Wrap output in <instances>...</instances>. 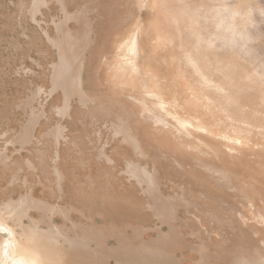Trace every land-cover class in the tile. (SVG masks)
I'll list each match as a JSON object with an SVG mask.
<instances>
[{
    "label": "bare ground",
    "instance_id": "bare-ground-1",
    "mask_svg": "<svg viewBox=\"0 0 264 264\" xmlns=\"http://www.w3.org/2000/svg\"><path fill=\"white\" fill-rule=\"evenodd\" d=\"M121 1L103 4L104 18L97 26L93 19L86 21V7L82 11L85 15L78 19L77 32L63 20L58 23L62 36L54 39V43L60 60L54 65L53 75L69 100L77 96L78 108L93 111L89 114L95 121L107 124L119 118L127 125V135L140 155L131 156L119 142L114 156L124 160L106 156V161L99 158L92 162L97 168L92 181L105 182L102 193L90 192L92 199L88 201L63 194L61 199H66V203L52 204L46 200L55 196L52 184L46 185L45 192L36 190L40 161V151L34 144L38 114L31 113L20 129L11 126L8 112L13 106L32 103L38 95L26 93L22 97L14 83V103L4 90L0 94V225L12 232V239L2 264H108L114 253L93 251L90 245L91 233L99 227L93 224L95 217L99 216L101 223L122 222L124 227H131L134 220L151 222L152 205L144 187L131 184L126 173L146 178L151 199L152 188L166 186L177 173L190 189L205 187L216 191L222 205L204 199L207 214L199 223L213 221L219 231V227L228 224L240 225L233 229V240L215 245L214 252L207 248L212 241L204 239L208 243L202 246L206 250L203 255L218 263L256 264L261 261L258 252L264 253V236H260L264 233V59L251 53L248 43L249 25L253 22L249 0H152L146 20L139 11L143 0L124 2L115 13V4L120 5ZM106 50L116 52L109 57ZM101 57H106L98 76L103 87L89 92L83 85L87 63H99ZM191 63L198 67L196 81L189 75L196 70ZM1 71L0 84L5 88L4 68ZM114 80L131 88L118 91L113 87ZM69 100L64 102L65 106L71 105ZM176 130L197 136L199 141L189 151L215 158L221 166L229 168L228 175L219 173L212 180L207 177L194 184L190 173L178 170L175 161L156 149L167 145ZM61 133L58 130L59 136ZM115 138V134L110 135L101 148ZM31 140V156L25 157L22 150L27 148L26 152H30L25 144ZM16 142L20 146H14L12 154H7V143ZM71 142L76 148L80 145L78 138ZM134 152L137 154L135 149ZM77 169L66 167L65 172H59L61 180L65 175L71 176L75 190L83 186L74 181ZM155 195L158 198L153 197L156 209L152 210V216H164L174 200H177L173 202L175 210L181 206V200L173 193ZM98 198L107 202L106 207L96 202ZM198 205L188 204L187 214L198 215ZM76 214L80 216L76 218ZM187 220L186 215H178L168 232L156 224L152 257L147 256L145 247L142 250L135 247V251L125 250L118 263H148L151 258L152 264H170V255L168 263L164 255L169 253L174 259L171 264H184L182 258H176L174 250H184L191 244L181 233L180 226L188 229ZM241 240H247L248 246ZM2 244L0 234V253ZM138 251L142 254L138 255Z\"/></svg>",
    "mask_w": 264,
    "mask_h": 264
},
{
    "label": "rangeland",
    "instance_id": "rangeland-1",
    "mask_svg": "<svg viewBox=\"0 0 264 264\" xmlns=\"http://www.w3.org/2000/svg\"><path fill=\"white\" fill-rule=\"evenodd\" d=\"M45 1L46 3H44L43 0H0V80L2 76V68H4L6 80L5 88L0 84V94L5 90L7 97H9V99L14 102V93L16 90L14 88V83H17V86L19 88H17L16 91L19 94H22V97H24L26 93H29L31 95H38L32 103L13 106L10 110H8L11 126L20 127L21 124L27 122L31 113H36L38 114V117H41L39 123L36 124V127H38V135L42 134L43 138L46 141L52 139V136L49 133H51L53 128L62 121L69 126L68 131H66V135L70 136V139L72 140H75L76 138L81 136L82 139L80 140V137L78 139L85 142L87 146H89L88 151L93 154L92 156H95L97 154L98 147L101 146V143L106 141L113 133L115 134V137L120 138V145L127 148L131 156L138 158L140 153L137 152V147L133 143L132 139L127 135V125L123 124L119 118H113L112 120H110V122L108 121L107 124H102L98 121H95V119L90 117L89 108L78 109L76 99L77 96H73L69 100L68 95H66L64 90H62V88L57 85V80L54 79V75L52 74V71L53 73L55 72L54 65L60 60L58 52L59 49H57L58 46L54 43V39L62 36V32L58 31V23L63 20L65 21L66 26L69 29H72L70 25L71 22L74 21L76 31L74 29L72 30L77 32V30L80 28L78 19L81 18L80 15H85L84 13H82V11H84L83 8L86 7L88 10L87 18L85 17L87 19L86 21L90 22L93 19L95 25L97 26L98 21L103 20L104 18L101 16L102 11L104 10L103 4L111 3L115 0ZM129 1L132 0H122L120 2V5L115 4V13L119 10L124 2ZM137 1L139 0H133V2ZM230 1L232 2L233 0ZM150 2H152V0H143L141 3V9L139 11L142 15V19L144 20L149 17L148 9L150 6ZM247 4L250 5L253 12V22L249 25L251 38L248 42L252 47L251 53H254L259 58L264 59V0H249ZM59 18L61 19L59 20ZM54 21H59L58 23H56V26ZM56 27L58 31L57 37L53 38L56 35ZM118 35L119 34L117 33L114 34L115 37H117ZM114 52L116 51L106 50V54H108L109 57H111V54H113ZM98 60L99 63H97V61L94 64H90V62L87 63V71L84 74L83 85L85 83V89H88L89 92H91L94 88L101 89L103 87V84L101 83V80L98 76L101 74L103 63L106 60V57H101ZM190 65L196 70L191 72L189 75L194 81H196L199 79V73L197 71L198 67L196 68L195 64L193 63H191ZM89 76L90 78L94 76V79H90ZM113 82V87L118 91L128 90L129 88H131V86L128 84L123 85L122 82L116 80H114ZM37 85L38 87H34ZM67 100L70 101V106H65L64 102H66ZM60 101L63 103L61 105V109L57 110L56 113H53L51 111L52 105L57 106L61 103ZM37 107L45 112L38 113ZM70 111H72V114H70ZM61 117L66 118L61 119ZM75 117H78L80 121L75 119L72 120V118ZM196 141H199V138L197 136H192L191 133L188 134L184 131L176 130L174 138L169 140V143L167 145L157 146L156 149L160 154L167 155L170 159L175 161L177 168H179L178 170H184L190 173L194 184L202 181L207 177H210L212 180V178L217 177V174L219 173H222L226 177L229 173L228 167L221 166L215 158L210 157L211 159H208L200 153H197L195 151L190 152L191 150L189 151V148L196 144ZM113 143L114 142L108 144L106 147L109 153L112 149V146L114 145ZM29 144H32V140L25 145L28 146ZM7 145V154H12L10 153V149L16 145L20 146V143H7ZM104 148L105 147H103L102 150ZM133 148L135 149L137 154L134 152ZM26 150L27 148L22 150V155H24V151ZM129 159L130 158L126 159V161H129ZM142 170L144 172V169ZM178 174L179 173L176 174L177 177L169 178V182L168 184H166V186L162 185L158 188H152L151 199V188L150 184L147 183L146 178L139 177L138 175L133 173H126V178L131 184H141L142 187H144V191L149 198V203L152 205L150 210L151 222L144 223L134 220L132 223L135 224H131V227H124L122 226V222H120L121 224L116 222L101 223L102 219L97 216L95 217V223L93 224H97L99 226L97 227L98 231L93 230L94 232L91 233L90 236V245L92 250H98L101 252L106 251L108 255H113L112 253H114L115 257L118 254L120 255H118L115 259L114 255L113 257L110 256L108 264H119L118 261H120L121 259L118 257H123V254L125 255L126 253H124L125 250H134L135 247L137 250H140L139 248H141L142 250V247H145L150 254L148 252L145 253H148L147 256H149L152 254V244L155 240L154 236H157V232L153 229V227L158 224V226H160L163 231L168 232L171 230L173 226L172 224L176 221L178 215H186V218L189 219V221L187 220L189 223L188 229H185L184 226H180L181 232L186 237L188 242H190L191 245L196 248H192L190 246V248H185L184 250H182L181 248L175 249L174 253L176 258H182L184 260V264H224V261H219L218 263L213 262V260H209V258H206L203 255L206 250L202 246L206 245L205 243H208L205 240H211L212 243L210 244V247L207 248L208 250L214 252L215 245H220L219 243L233 240L231 239V235L236 230V227H239L237 225L240 224H228L227 227L226 225L223 226V228L219 227L221 229L219 231V229L217 230V227L214 226L213 221L211 222V224L199 223L202 221L203 215L205 216L207 214V209H204L203 207V205H205L204 199L209 198L214 203H217L218 206L222 205V203L220 202L221 198H219V195L216 191H209V189L205 187L190 189L184 182L185 179L181 178V176H178ZM41 190L42 187H38V193H41ZM156 193H159L160 195H163V193L166 195L168 193L175 194L181 200V206H179L178 209L175 210L173 202L177 200H174L173 202L170 201V213L169 210H167L164 216L156 214L152 216V210L156 209L154 198H158L155 195ZM191 202H196L200 205L197 206L198 215L191 216L187 214L186 207ZM58 203L63 204L64 202ZM40 204L47 203L40 202ZM212 214L214 215L215 213ZM79 216V214L75 215L76 218H78ZM238 217H241V215H238ZM61 220L62 218L58 217V221ZM257 225L261 226V224ZM242 226L245 227V225ZM226 232H229L230 234H225ZM220 233L224 235H221ZM130 235L133 237L131 238ZM260 236H264V233L262 232V235ZM238 239L240 240V237H238ZM128 243H130V245ZM240 243L248 246L247 240H241ZM104 244L107 245L104 246ZM127 246L128 249H125L127 248ZM110 250H112L113 252ZM139 254H142V252L138 253V255ZM164 255H166L165 263H168L169 260L171 261V263L174 261V259H172L173 257H171V254L164 253ZM257 255L259 259H261V261H257L256 264H264V253L260 251ZM150 257H152V255ZM148 261V263L142 261L140 264H152L151 258Z\"/></svg>",
    "mask_w": 264,
    "mask_h": 264
},
{
    "label": "crops",
    "instance_id": "crops-1",
    "mask_svg": "<svg viewBox=\"0 0 264 264\" xmlns=\"http://www.w3.org/2000/svg\"><path fill=\"white\" fill-rule=\"evenodd\" d=\"M37 109H38V113L45 112L43 110H40L39 107H37ZM59 109H61V106L52 105L51 111L53 113H56L57 110ZM78 109H85V108H78ZM72 111H70V114H72ZM90 112L92 113L93 111L90 109L89 113ZM66 117H71V116H66ZM66 117H61V119H64ZM40 118L41 117L39 116L37 124L39 123ZM77 118L78 117L72 118V120L73 119L76 120ZM68 127L69 126L63 123L62 121L59 122L53 128L51 133H49L52 136V139L47 141L43 138L42 134L38 135V127H36V132H35L36 138L34 144L36 145V149L40 151L38 152V156H39L38 158L40 159V161H38L39 163L37 165L38 167L37 173L39 176H38V185L36 190L38 192V187L41 186L42 191L45 192L46 185L52 184V186L56 189L54 190L55 196L47 197L46 200L53 204L58 202H66V199H61V195L63 194H68L70 197L79 196L81 200L84 201H88L89 199L91 200L92 195H89L90 192L95 191L102 193L104 190L101 187H105V182L102 183L94 182V180L96 181V179L92 181L93 177H96L97 174L96 165H94L92 162L98 160L99 158H101L102 161H106L107 159L106 156L112 157L113 160H124L122 157L119 158L114 156L116 155L117 145H119L120 142L119 137H116L113 141L111 139L108 140L109 143H106L105 148L103 150L101 146L98 147L97 154L95 156H92L93 154L88 151L89 146H87L85 142L80 141L82 137H80V140L78 139L80 144L78 148L73 146L70 136L66 135V131H68L69 129ZM58 130L60 131L62 130L60 136L58 135ZM112 142H114L113 143L114 145L112 146V149L109 153L106 147L108 144ZM16 147H19V145H16ZM32 147L33 144L28 145L30 152L24 151L23 156L30 157ZM13 148L14 147H12L10 151ZM121 148H125V147L121 146ZM41 152L42 154H40ZM79 162H81V164ZM78 164H80L81 166H78ZM65 166L67 168L78 167L77 177L75 178L74 181L77 180L78 182L77 184L80 183L81 185H83L79 189L75 190L73 188L71 182V176L67 177V175H65L64 180H61L59 172L64 171L66 169ZM121 179H123L122 176ZM60 187H62V190L60 189ZM96 202L99 203L101 207H106L107 205V202L103 198H98Z\"/></svg>",
    "mask_w": 264,
    "mask_h": 264
},
{
    "label": "water",
    "instance_id": "water-1",
    "mask_svg": "<svg viewBox=\"0 0 264 264\" xmlns=\"http://www.w3.org/2000/svg\"><path fill=\"white\" fill-rule=\"evenodd\" d=\"M44 5H46V4H44ZM43 6V5H42ZM41 7V6H40ZM40 9V8H39ZM33 11V10H32ZM62 12V11H61ZM33 13V12H32ZM35 15V14H34ZM33 15V16H34ZM62 15H63V13H62ZM63 18V17H62ZM61 18H59V20H60ZM55 22V21H54ZM59 21H57V22H55V26H56V23H58ZM71 27H72V29H75L76 27L74 26V21H72L71 22V25H70ZM57 27H56V35L53 37V38H55V37H57ZM49 34V33H48ZM48 34H47V36H48ZM52 37V36H51ZM51 42V41H50ZM52 43V42H51ZM53 44V43H52ZM54 45V44H53ZM55 46V45H54ZM58 49V48H57ZM59 52V51H58ZM59 60V59H58ZM52 74H53V71H52ZM51 78H52V76H51ZM89 78H90V76H89ZM89 80V79H88ZM84 87H85V83H84ZM79 137H81V136H79ZM78 137V138H79ZM39 187H41V186H39ZM42 191V190H41ZM58 217H60V216H58ZM182 233V232H181ZM0 234L3 236V244H2V248H1V253H0V264H2V261H3V259L5 258V255H6V253L8 252V250H9V247H10V244H11V239H12V232L6 227V226H4V225H0ZM190 246L192 247V248H196V247H194V246H192L191 244H190ZM190 246L189 247H186V249L187 248H190Z\"/></svg>",
    "mask_w": 264,
    "mask_h": 264
}]
</instances>
